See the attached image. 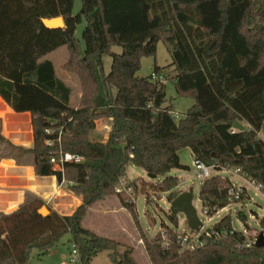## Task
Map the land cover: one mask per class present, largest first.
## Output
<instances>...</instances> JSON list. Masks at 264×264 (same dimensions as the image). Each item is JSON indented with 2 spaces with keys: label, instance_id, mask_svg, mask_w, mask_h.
<instances>
[{
  "label": "trees",
  "instance_id": "16d2710c",
  "mask_svg": "<svg viewBox=\"0 0 264 264\" xmlns=\"http://www.w3.org/2000/svg\"><path fill=\"white\" fill-rule=\"evenodd\" d=\"M74 1L0 0V98L14 112L30 113L33 143L25 148L1 134L0 141L31 155L35 175H54L58 183L65 178L81 197L71 214L49 206L47 215L39 214L45 201L31 193L15 210L0 212V264H27L33 249L45 255L66 233L79 264H89L103 250L113 264H137L131 247L82 225L87 209L113 193L132 216L150 264H264V245L242 246L246 237L233 230L230 215L207 228L203 246L181 252L177 215L169 214L174 227L164 225L148 238L135 203L114 192L132 164L150 178L160 177L156 187L171 202L181 193L178 178L169 173L184 167L178 155L182 148L190 149L194 161L218 170L238 167L264 188V141L256 136L264 128V0H80L73 14ZM55 16L63 18L64 27L42 24V18ZM82 20L84 48L75 35ZM159 40L169 50L173 72L154 64L156 79L137 76L140 59L154 56ZM61 46L68 50L61 68L80 82L76 107L69 104L73 89L44 58ZM113 46L122 51L113 52ZM104 54L111 56L108 73ZM165 80L173 81L179 95L194 98L181 118L165 105ZM98 119L109 120L105 141L90 137ZM236 120L247 127L231 133ZM49 127L53 132L47 134ZM47 139L54 140L52 146ZM59 149L84 160L56 171L50 158ZM231 185L220 174L203 179L199 198L207 216L232 203ZM129 186L136 190V182ZM237 217L246 221L242 211ZM258 225L257 233H264V216Z\"/></svg>",
  "mask_w": 264,
  "mask_h": 264
},
{
  "label": "rangeland",
  "instance_id": "374dc122",
  "mask_svg": "<svg viewBox=\"0 0 264 264\" xmlns=\"http://www.w3.org/2000/svg\"><path fill=\"white\" fill-rule=\"evenodd\" d=\"M80 6V0H75L73 14H76L79 11ZM84 25L85 21L82 20V22L77 26L75 30V35L81 40L82 48H84V42L81 37V32ZM111 49L115 53H120L122 51V48L120 46H113ZM45 58L53 62L57 77L62 78L73 89L71 101L72 104H76V96L78 90L77 88L80 85L79 78L75 73L64 71L61 68L62 64L68 58V50L66 46H61L58 49L50 52L45 56ZM170 62L171 56L169 50L164 42L162 40H159L156 44L155 55L143 56L140 59V68L137 71L136 75L139 77H149L153 71L154 64L159 67H165V72L171 74L173 70L171 67H168ZM103 65L105 73H108L111 65V56L109 54L103 55ZM164 84L165 105H171L172 113L178 115L176 119L183 117L187 109L194 103V98L190 95H179L176 91L173 81L171 80H165ZM4 109L5 105L0 101V113L3 112ZM4 119L5 134H7L8 136H12L14 130H23V133L26 132L24 135H28L27 133H29L30 131V124H32L31 117L27 120V117L22 113H14V115L4 114ZM103 123L106 124L107 120H104ZM242 124L243 126L247 127L246 122L242 121ZM0 134L4 138H6L4 136V133H2L1 126ZM7 157L14 158L17 164L33 166L31 155L12 150V148H10V146L5 141L1 140L0 160ZM179 159L184 167L173 168L170 171L169 175L176 176L178 178V190H180L181 192L189 191L190 193H192V204L195 207L199 220L202 223L203 229H207L221 217L230 215L232 220V227L236 231L243 232L248 227L249 229L247 230V233L251 236L255 234L256 231L261 230L258 222L259 219L264 216L263 191H256L254 188V184L251 181H246L243 176L235 174L234 169H231V173L219 171V174L221 176L228 177L233 184L244 185L247 189L249 197H245L240 202L230 203L228 206L219 210L211 217L207 216L202 210V202L199 198V187L203 180L197 175L190 149H180ZM5 161L7 160H4V162ZM213 172L214 171L211 170V173ZM124 177L129 182H136V190L133 189V192L131 194L124 193V197L135 203L136 215L144 234L148 238H151L161 230H164V225L174 227L169 220L170 201H168L167 199L168 193L160 191L156 187V182L160 180V177L150 178L142 168L132 164H129L126 168ZM63 182L64 191H69L70 188L68 186L70 184V181L64 178ZM12 183L13 185H15L17 182L12 179ZM28 193V191L25 192V199ZM58 195V197L62 196L61 193H59ZM113 199L116 200V194L114 193L105 196L104 198L99 200V202L94 203L95 205L93 204L92 206H90L83 218L82 225L86 228H89L91 231L98 235L112 239L114 238L118 242L124 243L125 246L131 247L133 250V258L137 264H150L146 256L143 244L138 241V231L135 227L132 216L121 205L119 199L116 203ZM119 204L122 207H120ZM43 206L52 207L53 203H48L46 200ZM16 208L17 205H13V207L10 208L9 211L11 212ZM238 211H242L246 215L245 222L237 217ZM177 219L178 225L174 227V229L184 235H187L188 237H191L192 239L195 238L192 236L195 234V231L189 229L185 220V216L182 213H179L177 215ZM245 224H247V227ZM69 239L70 234H64L45 255H40L37 249H33L30 253L27 264H69L68 261L71 256L70 253L74 247ZM124 247H121L120 251H123ZM76 264H79V262ZM89 264H113V262L109 257V252L107 250H103L92 257Z\"/></svg>",
  "mask_w": 264,
  "mask_h": 264
},
{
  "label": "crops",
  "instance_id": "0c3cea01",
  "mask_svg": "<svg viewBox=\"0 0 264 264\" xmlns=\"http://www.w3.org/2000/svg\"><path fill=\"white\" fill-rule=\"evenodd\" d=\"M60 79L64 81L62 78ZM64 82L66 83V81ZM77 89L78 90L76 96L77 97L76 104H72L71 101L72 94L70 95V100H69V104L74 107L77 106L79 97L81 96L80 85L78 86ZM0 101L5 105L4 111L0 113V126L2 128V133H4L6 139L11 141L15 145H20V146L23 145L27 148L31 147L33 143L32 124H30V131L29 133H27L28 135H24L26 132L23 133L22 132L23 130H14L12 133L14 136L13 135L8 136L7 134H5L4 114L14 115V113L16 112H14L1 98ZM22 114L27 117V120L30 119L31 117L29 112H22ZM104 120L107 119H98L96 121L95 128L90 131L91 138L99 141H105L107 139L109 132V120H107L106 124L103 123ZM178 155H179V151H178ZM4 160L12 162V166L4 165V163L7 162V161L4 162ZM12 179L17 182L15 185H13ZM63 184L64 182L58 183L54 175H49V176L35 175L33 166L17 164L16 160L12 157L1 159L0 160V212L3 213L10 212L9 210L10 208L13 207V205H17L18 207L19 204L23 203L25 199L24 194L26 191H28L29 193L42 198L44 201L47 200L48 203L52 202L53 206L51 207V209L56 211L57 213L71 214L75 210V208L81 203V197L75 195L70 190L67 192L64 191ZM59 193H61L62 195L61 197H58ZM114 201L115 203L118 201L117 196H116V200ZM119 206L122 207L120 204ZM138 241L141 243L139 239Z\"/></svg>",
  "mask_w": 264,
  "mask_h": 264
},
{
  "label": "built area",
  "instance_id": "2783aa9c",
  "mask_svg": "<svg viewBox=\"0 0 264 264\" xmlns=\"http://www.w3.org/2000/svg\"><path fill=\"white\" fill-rule=\"evenodd\" d=\"M151 78L152 79H156V75L155 74H152L151 75ZM173 117L177 118L178 115L175 114V113H172ZM236 131H239L237 128L233 127L230 129V132L231 133H234ZM45 132L47 134H50L53 132V129L52 128H46L45 129ZM60 136H61V131L58 132L57 134V142L59 143L60 142ZM256 136L258 139L264 141V128H260L259 130H256ZM45 143L48 145V146H52L53 143H54V140L52 139H47L45 141ZM84 160V157L83 156H80V155H77V154H73L69 151H64V150H61L59 149L56 153L52 154L51 158H50V163L52 164L53 166V169L56 170V171H60L61 173H63L64 171V164L67 163V162H75V163H79V162H82ZM194 167L197 171V175L198 177L205 179V178H208L210 176H213V175H216V174H219V171H223V172H227V173H231V169H234V173L235 174H239L241 176H243V178L247 181H251L248 177L245 176V174H243L240 170V168L238 167H222L220 170L216 169L215 165H207L201 161H194ZM211 170H213L214 172L211 173ZM64 181V179L62 180V182ZM253 184H254V188L256 191H263L264 192V188L262 185L260 184H257L253 181H251ZM115 192L116 193H127V194H131L133 192V189L131 186H129V181H127L125 179V177H121L119 179V182L118 184L115 186ZM229 196H230V201L235 202V201H240L241 198H245V197H249L248 193H247V189L244 185L242 184H239V185H235L232 183L231 187L229 188ZM234 230V229H233ZM233 230L230 231V233L233 232ZM245 237H246V240L242 243V246L246 247V248H249L253 245H256L255 242H256V239H257V236H258V233L257 231L255 232V234L253 235H249L247 233V229L244 230L242 232ZM202 234H204L205 236H209V232H207V229H203V226L200 227V229L198 231H195V234L192 235L193 237L195 238H191V237H188L187 235H180L178 238H179V241H180V245H181V252L183 251H191V250H194L196 249L197 247H201L204 245L205 241L204 239L201 238ZM223 235H227L226 232H223L222 233ZM264 245V244H263ZM71 256L69 258V264H76L79 262V253H78V250L76 249V247L74 246L73 249L71 250Z\"/></svg>",
  "mask_w": 264,
  "mask_h": 264
},
{
  "label": "water",
  "instance_id": "95a60500",
  "mask_svg": "<svg viewBox=\"0 0 264 264\" xmlns=\"http://www.w3.org/2000/svg\"><path fill=\"white\" fill-rule=\"evenodd\" d=\"M41 22L44 26L48 28H62L64 27V20L61 16H55L50 18H42ZM233 127L238 130H243V124L236 120L233 123ZM192 193L189 191H183L179 193L173 200L170 202V213L178 215L182 213L185 216V220L189 229L193 231H198L202 226L201 221L197 215L195 207L192 204ZM38 213L45 216L49 213V210L46 206H42L38 209ZM255 244L259 247H262L264 244V233L260 232L257 236Z\"/></svg>",
  "mask_w": 264,
  "mask_h": 264
}]
</instances>
